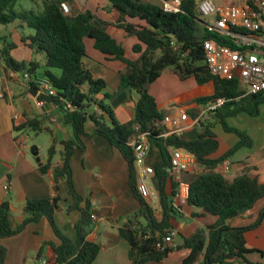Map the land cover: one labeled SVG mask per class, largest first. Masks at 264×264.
<instances>
[{"label":"trees","instance_id":"16d2710c","mask_svg":"<svg viewBox=\"0 0 264 264\" xmlns=\"http://www.w3.org/2000/svg\"><path fill=\"white\" fill-rule=\"evenodd\" d=\"M29 1L35 4V9H17L16 0H0V25L17 23L18 27L29 30L31 33L22 37L21 42L34 56L41 58L39 61L35 58L29 62H17L10 55V50L16 45L5 43V38H0V70L28 73L32 77L42 69L41 75L49 79L56 93L55 96L40 95L37 100L59 110L64 125L70 128L71 137L58 142L52 131L44 127L39 115L24 116L22 121L13 119V128L16 131H46L50 134L52 141L47 149L46 163L40 167L42 173L51 167L57 146L61 147L60 163L53 169L54 182H65L72 200L67 211H78L80 219L75 224L76 239L72 241L65 237L54 219L59 209V196L55 195L51 199L26 200L22 208L26 218L13 228L10 203L3 200L0 202V240L14 237L28 224L45 218L59 241L57 245L51 244L56 264H93L100 246L87 239L92 225L91 204L74 187L70 160L75 151L85 150V140L101 137L123 157L129 172L128 185L139 205L133 217L118 230L119 236L129 245L131 264L159 262L173 251L158 250L154 243L173 229L172 221L178 216L171 207L176 184L169 175V151L178 148L191 153L200 169L190 182L187 206L198 210V217L216 218L214 224L197 227L191 236L182 237L178 249L188 250L189 253L181 264H243L248 263L246 257L254 253L264 260V252L246 246L245 232L250 227L231 228L226 225L228 220L252 209L259 200L264 199V184L247 174L229 181L216 172V167L222 161L240 148L252 145L251 139L245 133L230 128L226 119L240 113L257 117L259 107L264 104V92L243 96L237 79H222L209 72L203 42L213 38L223 45L235 46L228 37L205 33L197 10V0H180L177 12H165L146 0H106L110 11L117 15L113 25L128 36L137 38L139 43L133 47V52L139 54L136 60L125 58L122 45L107 33L108 22L97 18L90 11L72 10L65 14L62 4L69 6L72 0ZM128 19L138 20L144 25L131 24ZM86 38L94 41V47L100 53L125 65L121 82L130 88L134 101V117L125 124L115 120L104 99H98L100 94L103 98L108 97L105 82L95 79L83 67ZM167 69L181 81L192 78L198 85H213V93L197 98L194 101L196 104L205 105L220 97L228 100L201 124L193 139L162 136L165 114L157 109L149 86ZM54 70L58 73H54ZM28 85L36 91L32 81ZM187 112L189 116H195L192 110L188 109ZM210 120L238 138L218 158L212 157L218 151L219 141L211 129ZM88 121L93 123L92 133L86 131ZM135 127L148 134L149 160L154 169L153 181L159 196V218L136 191L133 152L128 145L135 135ZM146 235L149 237L146 238ZM5 255L6 249L0 244V264H4Z\"/></svg>","mask_w":264,"mask_h":264},{"label":"crops","instance_id":"0c3cea01","mask_svg":"<svg viewBox=\"0 0 264 264\" xmlns=\"http://www.w3.org/2000/svg\"><path fill=\"white\" fill-rule=\"evenodd\" d=\"M75 12L90 11L97 18L108 22L107 33L122 45L125 58L136 60L139 54L133 52V47L139 42L135 36H128L123 30L113 24L117 15L110 11L106 0H74ZM158 3L162 0H146ZM173 4H179L180 0H170ZM157 4V6H159ZM69 8V7H68ZM70 11V9H69ZM131 24L144 25L138 20H127ZM18 27V26H17ZM16 29L24 30L21 27ZM26 35L31 32L27 29ZM23 36V37H25ZM19 41L16 46L17 61L29 62L34 56L31 50L23 46ZM86 58L83 67L95 78L105 82V92L108 97L100 94L98 99H104L113 112L115 120L120 124L131 121L134 117L133 98L130 88L122 84L121 73L125 65L113 58L100 53L94 47V41L84 39ZM2 48V44H0ZM144 50V46H142ZM12 57V53L10 51ZM38 57V56H37ZM11 71L0 70V89L3 98H0V202L7 200L11 208V222L13 228L18 227L26 218L22 208L26 200L51 199L59 196V209L55 212L54 219L61 233L68 239H76L75 224L80 219L78 211H67L71 204L64 181L54 182L53 169L59 165L60 146L53 157L51 167L46 173L40 171V167L46 163L47 155L42 156L39 151L41 166L30 153L31 140L27 135L28 130L16 131L13 128V117L22 121L24 116L39 115L43 122L53 125L54 138L60 141L70 139L69 130L64 125L59 110L45 104L37 105V93L29 87L28 82L22 79H13L9 76ZM57 73V72H55ZM36 75H41L38 71ZM149 93L155 99L157 109L167 115H175L179 110L187 112L192 110L195 118L202 110L203 105L194 101L197 98L209 96L213 93V85H198L190 78L181 81L170 70H165L161 76L150 86ZM188 113V112H187ZM212 131L219 141L218 151L212 156L218 158L225 154L237 141L233 133H228L223 128L209 121ZM230 128L245 133L252 141L250 147L237 150L232 156L225 159L230 163V170L223 175L229 181L237 176L247 174L264 184V104L259 107V115L250 117L240 113L226 119ZM197 129H191L184 135L185 139H193L197 136ZM87 133L93 132V123H86ZM41 133V132H40ZM40 133H36L38 136ZM84 151H75L70 164L73 174V183L76 191L91 204L92 225L87 239L100 246L99 254L93 264H131L129 261V245L122 239L118 230L123 227L128 217H133L139 205L132 196L128 185L129 172L127 165L117 149L111 146L105 139L94 137L85 140ZM46 147V151L49 148ZM200 169L188 173L187 179L196 178ZM189 181V182H191ZM264 199L259 200L255 206L230 219L226 225L231 228H249L245 232V242L249 249L264 252ZM185 214L178 215L173 221V229L177 231L174 240L176 248L159 262L146 264H181L189 251L178 249L182 243V237H189L197 227H206L216 222L215 217H198V210L186 206ZM160 217V210L155 213ZM55 237L47 220L40 219L36 223L28 224L18 235L0 240V244L6 249L4 264H56V256L51 244L57 245ZM248 263L263 264V258L254 253L246 257ZM238 264V263H237Z\"/></svg>","mask_w":264,"mask_h":264},{"label":"built area","instance_id":"2783aa9c","mask_svg":"<svg viewBox=\"0 0 264 264\" xmlns=\"http://www.w3.org/2000/svg\"><path fill=\"white\" fill-rule=\"evenodd\" d=\"M180 4V3H179ZM179 4L162 0L161 9L165 12L179 11ZM65 14L69 13L67 4H62ZM197 10L203 21L205 33L228 37L235 47L223 45L216 39L209 38L203 42L205 62L209 72L222 79H237L240 82L243 96L264 92V0H197ZM13 79L32 81L38 96H55L49 79L42 75L30 76L28 73L11 71ZM0 98H3L0 89ZM228 102L225 98H216L203 105L200 113L191 118L183 110L163 119L165 131L163 137L176 136L183 138L191 129H200L209 116L221 109ZM46 103L37 101L43 107ZM13 119H17L15 115ZM128 145L133 152V165L138 195L152 208L154 214L160 210L159 196L154 185V169L149 160L148 134L135 127V135ZM169 175L176 184L171 207L180 216L185 214L190 194V182L184 180V173H193L199 166L195 157L184 149H170ZM230 163L222 161L216 172L225 175L230 170ZM146 238L149 236L146 235ZM177 237L175 229L169 230L158 238L154 247L158 250H174Z\"/></svg>","mask_w":264,"mask_h":264},{"label":"rangeland","instance_id":"374dc122","mask_svg":"<svg viewBox=\"0 0 264 264\" xmlns=\"http://www.w3.org/2000/svg\"><path fill=\"white\" fill-rule=\"evenodd\" d=\"M149 2L150 4H153V5H157L156 3H153L152 1H147ZM15 5H16V8L17 9H35V4L29 0H16L15 2ZM159 7H162V2L159 1ZM70 11L71 12L72 10L76 9V5H75V1L72 0V3L71 5L68 6ZM17 23H13V24H9V25H6V26H3V25H0V38H5V43H17L19 41V36L23 37L26 35V30H21V29H16L18 28L17 27ZM2 44V43H1ZM0 49H1V46H0ZM11 53H12V58L15 60L17 59V54H16V51L13 50H10ZM37 61L40 60V56H35L33 57L32 59H35ZM31 59V60H32ZM17 61V60H15ZM19 62V61H17ZM54 73L58 71L57 70H54L53 71ZM39 73L41 74L42 73V69L39 70ZM152 85V84H151ZM150 85V86H151ZM149 86V88H150ZM45 126L49 127L50 129H53V125H51L50 123H44ZM67 129L69 130V134L71 136V131H70V128L67 127ZM200 129L198 128L196 131L198 132ZM27 135L29 136L30 140H31V145H35L38 150H40V153L42 154V156H46L47 155V151H46V147H48V145L51 144V141H52V138L50 136L49 133H47L46 131H42L38 136H36V133L33 132V131H27ZM188 174L187 173H184V180L186 181H191L194 176H190V178L187 179V176Z\"/></svg>","mask_w":264,"mask_h":264},{"label":"water","instance_id":"95a60500","mask_svg":"<svg viewBox=\"0 0 264 264\" xmlns=\"http://www.w3.org/2000/svg\"><path fill=\"white\" fill-rule=\"evenodd\" d=\"M30 153L32 154L33 157H35V161L38 163L39 166H41V162H40V157H39V151L38 148L35 145H32L30 148ZM131 217H128L124 220V222H126L127 220H130Z\"/></svg>","mask_w":264,"mask_h":264}]
</instances>
